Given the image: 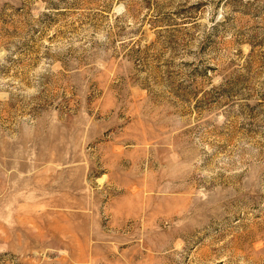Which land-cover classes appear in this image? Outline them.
I'll list each match as a JSON object with an SVG mask.
<instances>
[{"label":"rangeland","instance_id":"rangeland-1","mask_svg":"<svg viewBox=\"0 0 264 264\" xmlns=\"http://www.w3.org/2000/svg\"><path fill=\"white\" fill-rule=\"evenodd\" d=\"M0 264H264V0H0Z\"/></svg>","mask_w":264,"mask_h":264}]
</instances>
